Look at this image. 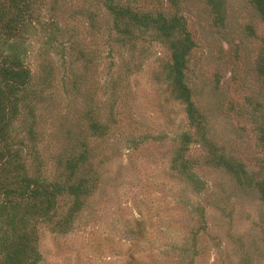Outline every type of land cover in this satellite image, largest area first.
Segmentation results:
<instances>
[{
  "label": "rangeland",
  "instance_id": "1",
  "mask_svg": "<svg viewBox=\"0 0 264 264\" xmlns=\"http://www.w3.org/2000/svg\"><path fill=\"white\" fill-rule=\"evenodd\" d=\"M31 1L36 19L23 58L37 94L20 103L12 133L31 166L32 125L44 174L54 180L58 155L81 131L99 177L71 231L40 225L37 264H264V197L256 186L264 187V78L257 70L264 22L252 0H224L222 26L206 0H121L185 19L195 43L186 70L191 99L206 138L243 171L233 177L214 167L208 148L191 143L185 157L203 188L172 169L181 134L196 136L168 85L167 48L152 35L118 47L104 0ZM88 105L107 126L104 137L86 130Z\"/></svg>",
  "mask_w": 264,
  "mask_h": 264
},
{
  "label": "trees",
  "instance_id": "2",
  "mask_svg": "<svg viewBox=\"0 0 264 264\" xmlns=\"http://www.w3.org/2000/svg\"><path fill=\"white\" fill-rule=\"evenodd\" d=\"M170 3L175 5V0H170ZM206 3L214 24L222 26L226 16L224 0H206ZM252 4L264 22V0H252ZM103 6L111 17L109 28L114 33L111 39L118 47L130 44L132 48L135 40L152 35L170 53L166 67L168 85L174 100L184 105L188 126L194 129L196 136L194 139L189 133L181 134L172 169L203 188V182L191 172L192 164L185 157L189 145L200 142L208 148L210 164L233 177L240 176L243 172L241 166L218 154L213 143L206 138L202 115L191 99L186 70L195 43L185 19L177 15L166 16L163 11L141 12L121 0H104ZM95 16V13H88L91 21ZM34 19L31 0H0V264H37L41 259L37 248L40 225L58 234L71 231L85 201L96 191L99 180L91 161L87 136L81 131L70 134L69 142L74 143L58 155L59 174L54 180H49L44 174L43 163L36 152V132L32 125L26 132L31 142V166L27 163L29 158L26 159L22 153L25 144L12 133L11 122L18 115L20 103L29 100L33 93L37 94L31 88L32 75L23 58L27 26ZM48 38L53 41V34ZM77 54L84 58L80 49H77ZM126 70L128 73L131 71L128 67ZM257 70L264 78V51L258 60ZM46 81L43 78L42 83L46 84ZM29 109L33 118L34 109ZM84 118L91 136L106 135L107 126L101 123L92 105H88ZM12 137L17 140L16 144ZM258 139L264 150V121L259 128ZM261 185L256 184L264 197ZM65 199L70 201V206L63 212L61 207L66 205Z\"/></svg>",
  "mask_w": 264,
  "mask_h": 264
}]
</instances>
